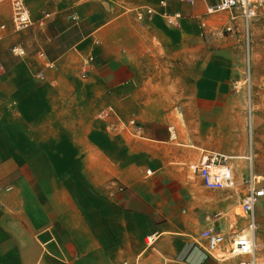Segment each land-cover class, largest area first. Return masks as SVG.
<instances>
[{"label":"crops","instance_id":"1","mask_svg":"<svg viewBox=\"0 0 264 264\" xmlns=\"http://www.w3.org/2000/svg\"><path fill=\"white\" fill-rule=\"evenodd\" d=\"M158 1L123 0L121 18L54 59L42 83L28 69L0 75V183L11 187L0 191V264L236 263L209 256L200 235L223 234L221 256L232 234L245 233L247 219L235 209L247 159L239 175L228 161L237 186L227 190L204 188L187 168L208 153L253 158L252 141L246 152L241 131L243 102L232 93L241 68L211 36L216 27L206 8L219 0L171 1L165 9ZM145 7L161 18L135 20ZM163 12L180 13L178 24L169 25ZM233 23L242 26L240 18ZM250 76L260 104L264 71L255 68ZM201 109L200 118L195 110ZM199 127L201 142L194 134ZM185 138L195 152L173 142ZM263 203L255 209L257 231Z\"/></svg>","mask_w":264,"mask_h":264},{"label":"rangeland","instance_id":"2","mask_svg":"<svg viewBox=\"0 0 264 264\" xmlns=\"http://www.w3.org/2000/svg\"><path fill=\"white\" fill-rule=\"evenodd\" d=\"M123 3V0H27V5L33 19V26L19 33L13 32L12 28L10 26L8 27L7 36L0 42V75L7 74L12 67H17L22 70L28 69L31 71L34 80L37 83H42L41 80L44 78L40 79L37 76L40 74L45 75V70L54 69V59H57L69 49L74 48L77 42L80 43L82 40L88 39V37L92 38V35L99 33L98 30L106 25L110 19L115 17L121 18L122 12L124 11ZM134 19L136 20V17ZM208 20L216 27L213 30L214 33H211V36L221 39V44L224 43L231 54L234 66L241 68L242 78L238 80V83L232 84V93L237 102H243V108L240 111L243 112L244 116V129L241 131L246 138V152H249L251 144L250 137L253 135L254 169L264 177V77L260 79V86L263 90L260 94L262 102L256 104V97L259 94L255 92V83L250 76L255 68L258 72L264 71V15H259L255 19L254 25L249 26L248 30L243 26L235 27L234 33L225 31L227 24L224 13L209 15ZM236 29L237 31H235ZM247 43L249 46H247ZM217 46L218 44L214 49L218 48ZM247 47L250 51L249 63L247 61ZM13 48L23 49L25 55L22 57L13 55ZM39 54H43L44 59L40 58ZM78 58L81 59L80 56ZM83 64L86 66L85 61ZM248 70L250 76L249 83L247 81ZM180 112V109L174 110L175 116L180 121L177 127L185 136L186 126L181 119ZM195 112L197 117L199 115L201 118L202 109L195 110ZM237 112V110H233L235 118L238 119L240 114ZM256 116L258 117L259 128L262 134L261 147H259L258 142L255 140L257 137L255 132L258 128ZM202 123L200 120L198 126L203 127ZM134 126L140 127L141 124L135 121ZM134 126L129 128L132 133H134ZM200 127L194 131L196 139L199 142L203 140L204 134ZM233 132H236V129H233ZM186 140L187 138L179 141L174 140L173 142L183 143V148L195 152L196 150L190 148L196 149L197 146L192 140ZM198 146L200 149H207L201 144ZM239 155L230 156L233 158L232 163L236 175H239L241 171H245L241 168L240 164L248 157L246 153ZM197 158L198 156L190 166L197 162ZM229 162L231 163V160ZM190 166L188 165L187 169L192 175L193 170L191 169L192 167L189 168ZM0 185L3 186L1 183ZM235 212L240 214L239 208H236ZM257 216L259 217V227L256 234L258 240L257 258L258 264H264V203L263 206L261 205L259 215Z\"/></svg>","mask_w":264,"mask_h":264},{"label":"built area","instance_id":"3","mask_svg":"<svg viewBox=\"0 0 264 264\" xmlns=\"http://www.w3.org/2000/svg\"><path fill=\"white\" fill-rule=\"evenodd\" d=\"M171 1L192 6L198 0H159L158 6L160 9H165ZM217 13H227L229 15L228 24L225 27L226 32L234 33L236 26H234L233 22L237 18L241 19L242 26L248 30L252 20L257 18L258 15H264V0H219L216 5L206 8V14L208 15ZM155 14L156 11L153 8L145 7L137 10L135 17L137 20L142 21L145 17L154 16ZM161 15L172 26H176L181 18L180 13L170 15L163 12ZM9 26L15 33L24 32L33 26V19L27 0H0V41L5 38ZM247 46H249L248 43ZM12 53L18 57L25 55V51L19 48H13ZM39 57L44 59L43 54H39ZM249 59L248 48V63ZM37 77L43 79L42 74ZM247 81L248 83L250 82L249 71ZM246 159L248 162V175L243 182L245 191L240 200V211L247 219L245 233L232 234L229 237V248L225 255L221 256H217L216 252L226 241L223 234L213 229H206L201 232L200 237L205 241V252L214 259L225 261L227 260L226 254H229L231 259L236 260L235 264H258L255 209L260 201L264 200V177L254 172L251 153ZM228 161L229 158L223 154L208 153L202 155L200 160L192 166V169L202 186L208 190L233 189L235 185L233 170ZM0 190L10 191L11 187L0 185ZM152 241V237H148L145 243L146 245H151Z\"/></svg>","mask_w":264,"mask_h":264},{"label":"bare ground","instance_id":"4","mask_svg":"<svg viewBox=\"0 0 264 264\" xmlns=\"http://www.w3.org/2000/svg\"><path fill=\"white\" fill-rule=\"evenodd\" d=\"M154 16H158V17H160L161 18V16H160V14H159V12L158 11H156V14L154 15ZM252 127V126H251ZM171 137L172 138H176V135H175V133L172 131V134H171ZM252 141V143H253V140H251ZM191 147H193L192 145H191ZM252 147H253V144H252ZM254 149V148H253ZM196 150H197V148H196ZM202 150H199V152H201ZM229 158V160H231V165L233 164L232 163V161H233V158L232 157H228ZM256 158H257V156H256ZM233 166V165H232ZM243 177V176H242ZM237 180V179H236ZM239 182H237V184H238ZM236 185V184H235ZM235 185H234V188H236L235 187ZM237 186V185H236ZM242 186V185H241ZM243 187V186H242ZM238 189V188H237ZM236 190V189H235ZM237 191V190H236ZM236 193V192H235ZM239 198V197H238ZM239 212H240V214H241V211H240V209H239ZM256 242H258V240H257V238H256ZM226 259L228 260V259H231V255H227L226 256Z\"/></svg>","mask_w":264,"mask_h":264}]
</instances>
